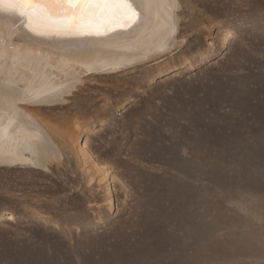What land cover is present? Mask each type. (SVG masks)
I'll return each instance as SVG.
<instances>
[{"label": "rangeland", "instance_id": "obj_1", "mask_svg": "<svg viewBox=\"0 0 264 264\" xmlns=\"http://www.w3.org/2000/svg\"><path fill=\"white\" fill-rule=\"evenodd\" d=\"M178 3L172 51L41 111L59 155L0 162V264H264V0Z\"/></svg>", "mask_w": 264, "mask_h": 264}, {"label": "bare ground", "instance_id": "obj_2", "mask_svg": "<svg viewBox=\"0 0 264 264\" xmlns=\"http://www.w3.org/2000/svg\"><path fill=\"white\" fill-rule=\"evenodd\" d=\"M125 4L123 17L108 30L92 28L59 35L30 33L7 3L0 5L1 164L50 162L61 152L42 110L66 106L68 98L91 76L147 62L178 43V0H125ZM78 147L91 179L107 183L110 193L111 169L98 162L87 138ZM5 217L15 219L12 213Z\"/></svg>", "mask_w": 264, "mask_h": 264}, {"label": "snow or ice", "instance_id": "obj_3", "mask_svg": "<svg viewBox=\"0 0 264 264\" xmlns=\"http://www.w3.org/2000/svg\"><path fill=\"white\" fill-rule=\"evenodd\" d=\"M5 3L36 35L108 30L119 23L126 7L125 0H0Z\"/></svg>", "mask_w": 264, "mask_h": 264}]
</instances>
